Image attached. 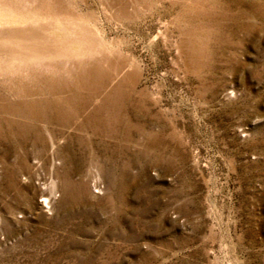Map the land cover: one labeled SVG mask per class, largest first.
<instances>
[{
    "label": "rangeland",
    "instance_id": "374dc122",
    "mask_svg": "<svg viewBox=\"0 0 264 264\" xmlns=\"http://www.w3.org/2000/svg\"><path fill=\"white\" fill-rule=\"evenodd\" d=\"M0 264H264V0H0Z\"/></svg>",
    "mask_w": 264,
    "mask_h": 264
},
{
    "label": "bare ground",
    "instance_id": "6f19581e",
    "mask_svg": "<svg viewBox=\"0 0 264 264\" xmlns=\"http://www.w3.org/2000/svg\"><path fill=\"white\" fill-rule=\"evenodd\" d=\"M11 34H12V33H11ZM83 34H84V33H83ZM13 36H14V37H17V38H18V37H22V38H23V34H22V35H21V34H20V35H19V34H16V35L13 34ZM24 37H25V35H24ZM9 40H10V39H9ZM49 40H50V39H49ZM78 40H79V39H78ZM90 41H91V40H90ZM81 42H82V41H81ZM54 43H55V42H54ZM57 45H59V44H57ZM57 45H56V46H57ZM63 45H64V44H63ZM63 45H62V46H63ZM24 46H25V45H24ZM85 47H86V46H85ZM89 47H90V46H89ZM32 48H33V47H32ZM35 49H36V48H35ZM43 51H44V50H43ZM39 55H40V54H39ZM53 91H54V90H53ZM36 117H38V116H36Z\"/></svg>",
    "mask_w": 264,
    "mask_h": 264
}]
</instances>
